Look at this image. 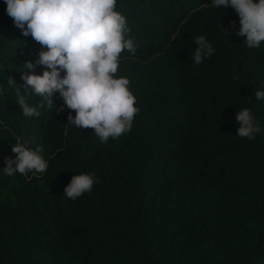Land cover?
Returning <instances> with one entry per match:
<instances>
[{
    "label": "trees",
    "instance_id": "16d2710c",
    "mask_svg": "<svg viewBox=\"0 0 264 264\" xmlns=\"http://www.w3.org/2000/svg\"><path fill=\"white\" fill-rule=\"evenodd\" d=\"M6 8L0 0V264H264V100L254 94L264 91V42L247 47L231 6L117 0L136 51L122 52L116 75L129 78L139 111L107 143L68 125L76 113L59 92L56 108L22 114L8 78L39 104L21 76L47 49ZM200 35L214 51L196 64ZM244 108L262 129L252 140L237 136ZM17 139L43 148L44 173L3 172ZM82 173L98 182L68 199Z\"/></svg>",
    "mask_w": 264,
    "mask_h": 264
},
{
    "label": "clouds",
    "instance_id": "9594fccd",
    "mask_svg": "<svg viewBox=\"0 0 264 264\" xmlns=\"http://www.w3.org/2000/svg\"><path fill=\"white\" fill-rule=\"evenodd\" d=\"M7 14L24 36L31 35L42 49L38 59L25 62L21 79L25 89L41 97L37 105H30L24 93L8 78L13 86L18 103L25 117H39L41 108H53V96L60 93L64 106L73 110L68 115V125L81 129H94L101 143L109 138L117 139L131 130L139 109L137 98L130 90V80L117 76L121 54L125 50L134 54L136 46L126 18L116 10L117 0H5ZM212 6H231L240 18L237 35L246 37L249 48H259L264 42V0H211ZM197 47L193 53L196 64L213 55V46L203 35L193 41ZM43 66L42 75L35 74ZM61 72L65 75L62 77ZM257 100H264V91L255 90ZM56 108V107H55ZM63 110V106L57 108ZM236 121L240 125L237 136L255 139L261 132L258 123L248 108L238 110ZM15 159L8 158L2 170L7 176L26 174L35 170L44 173L47 161L40 155L42 147L29 149L19 139L12 146ZM15 165V167H13ZM97 178L92 174L73 176L64 190L68 199L75 200L91 192Z\"/></svg>",
    "mask_w": 264,
    "mask_h": 264
}]
</instances>
